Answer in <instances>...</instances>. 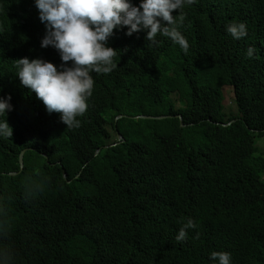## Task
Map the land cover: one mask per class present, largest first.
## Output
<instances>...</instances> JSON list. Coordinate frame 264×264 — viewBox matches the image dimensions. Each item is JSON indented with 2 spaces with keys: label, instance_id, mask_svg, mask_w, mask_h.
I'll return each instance as SVG.
<instances>
[{
  "label": "trees",
  "instance_id": "16d2710c",
  "mask_svg": "<svg viewBox=\"0 0 264 264\" xmlns=\"http://www.w3.org/2000/svg\"><path fill=\"white\" fill-rule=\"evenodd\" d=\"M182 14L187 54L159 34L152 43L114 29L117 67L91 73L80 126L66 128L15 76L20 58L61 62L40 47L33 0H0V96L13 106L0 116L12 129L0 137V249L10 264H211L212 251L264 264V0H195ZM234 22L245 37L225 31ZM189 218L195 228L177 242Z\"/></svg>",
  "mask_w": 264,
  "mask_h": 264
},
{
  "label": "clouds",
  "instance_id": "9594fccd",
  "mask_svg": "<svg viewBox=\"0 0 264 264\" xmlns=\"http://www.w3.org/2000/svg\"><path fill=\"white\" fill-rule=\"evenodd\" d=\"M38 10V19L45 26L40 47H52L60 58L54 65L42 58L15 60V76L20 85L34 92L45 110L60 114L66 128L80 126L78 117L88 108L87 100L92 95L94 81L91 73L108 74L117 65L113 61L116 50L108 46L114 29L126 28L125 35L145 32V40L155 43L159 34L179 46L187 54L189 44L177 30V21L183 20L182 9L195 0H140L134 5L131 0H33ZM173 10L178 15L173 16ZM225 31L233 39L247 35L244 22L229 23ZM254 49L249 47L246 55L251 58ZM11 96H0V116L12 110ZM12 129L6 119L0 121V137H11ZM195 228L191 218L178 229L175 240L187 238V229ZM10 256L0 249V256ZM211 264H231L227 251H212ZM0 264H4L0 261Z\"/></svg>",
  "mask_w": 264,
  "mask_h": 264
},
{
  "label": "water",
  "instance_id": "95a60500",
  "mask_svg": "<svg viewBox=\"0 0 264 264\" xmlns=\"http://www.w3.org/2000/svg\"><path fill=\"white\" fill-rule=\"evenodd\" d=\"M118 118H121V117H118ZM118 118H116V120L118 119ZM142 118H145V119H147V118H151V117H146V116H144V117H142ZM160 119H163V118H160ZM115 120V121H116ZM122 139V136L119 134V133H117V140H121ZM25 154H26V151H24L22 154H21V156H20V167H21V171L23 170V167H24V165H23V158H24V156H25ZM11 176H17V174H12ZM65 178H66V176H65Z\"/></svg>",
  "mask_w": 264,
  "mask_h": 264
},
{
  "label": "rangeland",
  "instance_id": "374dc122",
  "mask_svg": "<svg viewBox=\"0 0 264 264\" xmlns=\"http://www.w3.org/2000/svg\"><path fill=\"white\" fill-rule=\"evenodd\" d=\"M229 103H232V101L229 99ZM256 146L258 147L259 151L261 153H264V138L256 139Z\"/></svg>",
  "mask_w": 264,
  "mask_h": 264
}]
</instances>
